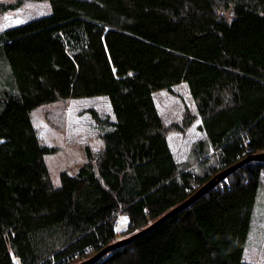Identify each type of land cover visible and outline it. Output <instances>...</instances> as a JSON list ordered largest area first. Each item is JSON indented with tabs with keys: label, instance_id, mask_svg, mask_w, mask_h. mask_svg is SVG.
<instances>
[{
	"label": "trees",
	"instance_id": "obj_1",
	"mask_svg": "<svg viewBox=\"0 0 264 264\" xmlns=\"http://www.w3.org/2000/svg\"><path fill=\"white\" fill-rule=\"evenodd\" d=\"M49 12L0 31L13 83L0 90V264H70L150 224L216 171L264 152V0H11ZM29 5V6H30ZM185 82L196 112L165 124L152 92ZM1 86V85H0ZM6 87V86H5ZM106 96L114 120L75 175L49 177L29 111L68 97ZM193 117V118H192ZM195 173L167 132L192 119ZM198 159V157H196ZM264 160L248 159L158 225L92 264H257L242 260ZM88 252V253H87ZM87 253V254H86Z\"/></svg>",
	"mask_w": 264,
	"mask_h": 264
},
{
	"label": "rangeland",
	"instance_id": "obj_2",
	"mask_svg": "<svg viewBox=\"0 0 264 264\" xmlns=\"http://www.w3.org/2000/svg\"><path fill=\"white\" fill-rule=\"evenodd\" d=\"M9 1L11 0H0V31L29 19L34 14L33 10L36 6L42 7V4L36 3L33 6L28 2L13 9L3 7L4 3ZM47 12L49 8L46 6L38 9L36 15ZM12 83L13 76L8 64L0 60V90L3 91ZM188 91L185 82H179L173 85L171 90L158 89L152 92L155 107L163 123L179 122L180 124L182 115H184L183 110H188L192 115L196 112L195 103ZM29 112L40 143L54 147L52 151L43 154L44 164H46L49 177L54 185L59 184L60 171L65 170L75 175L79 166L86 160V151L89 149L95 153L102 146L99 135L106 126L100 125L92 116V112H95L97 118L106 116L109 121L114 120L109 101L103 95L59 99L40 104ZM196 123L197 119H192L183 130L168 131L167 139L174 159L180 165L186 163L190 170L198 173L214 164L216 155L211 151L200 155L196 151L198 141L204 138L203 131L197 128ZM258 182L254 205L251 208L249 229L242 248V260L264 264V168L259 175ZM127 222L126 214L118 210L115 213L113 227L115 235L112 241L129 235L126 228ZM91 254L89 252V255L83 259H74L70 264H77Z\"/></svg>",
	"mask_w": 264,
	"mask_h": 264
},
{
	"label": "water",
	"instance_id": "obj_3",
	"mask_svg": "<svg viewBox=\"0 0 264 264\" xmlns=\"http://www.w3.org/2000/svg\"><path fill=\"white\" fill-rule=\"evenodd\" d=\"M248 159H260L264 160V152L254 153L252 155H247L237 162L235 164H231L229 166L223 167L222 169L216 171L209 179H207L204 183H202L192 194H190L188 197H186L183 201L178 203L177 205L173 206L169 210L165 211L162 215H160L158 218H156L154 221H152L150 224L144 226L143 228L133 232L132 234H129L123 238H120L119 240L112 241L108 244H105L102 246L99 250H97L95 253L91 254L88 258L79 261L77 264H92L95 262L98 258L102 256V254H106L107 251L114 248L115 246H118L122 243L130 241V239L136 237L137 235L145 232L146 230L150 229L154 225H158L160 221L165 219L167 216L170 215V213H173L176 210H179L183 206H186L193 200H195L198 196L202 195L204 192H206L209 188L213 187L215 183H217L219 180L224 178L226 175H228L232 169H235L238 165L243 163L244 161Z\"/></svg>",
	"mask_w": 264,
	"mask_h": 264
}]
</instances>
